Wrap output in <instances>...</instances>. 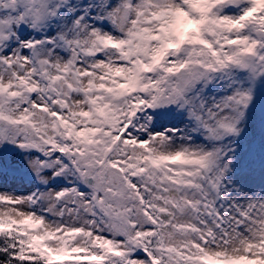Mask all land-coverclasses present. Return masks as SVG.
<instances>
[{"label": "snow or ice", "instance_id": "1", "mask_svg": "<svg viewBox=\"0 0 264 264\" xmlns=\"http://www.w3.org/2000/svg\"><path fill=\"white\" fill-rule=\"evenodd\" d=\"M0 264H264V0H0Z\"/></svg>", "mask_w": 264, "mask_h": 264}]
</instances>
